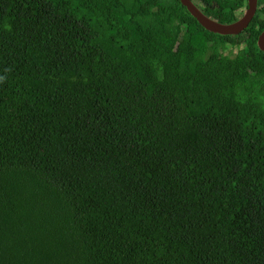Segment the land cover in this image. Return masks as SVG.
<instances>
[{"label": "trees", "instance_id": "16d2710c", "mask_svg": "<svg viewBox=\"0 0 264 264\" xmlns=\"http://www.w3.org/2000/svg\"><path fill=\"white\" fill-rule=\"evenodd\" d=\"M262 30L264 0L236 35L180 0H0V264H264Z\"/></svg>", "mask_w": 264, "mask_h": 264}, {"label": "water", "instance_id": "95a60500", "mask_svg": "<svg viewBox=\"0 0 264 264\" xmlns=\"http://www.w3.org/2000/svg\"><path fill=\"white\" fill-rule=\"evenodd\" d=\"M180 2L202 27L221 35H236L242 32L248 26L257 9V0H247V7L236 20L230 23H222L204 14L192 0H180ZM257 46L264 51V30L257 37Z\"/></svg>", "mask_w": 264, "mask_h": 264}, {"label": "rangeland", "instance_id": "374dc122", "mask_svg": "<svg viewBox=\"0 0 264 264\" xmlns=\"http://www.w3.org/2000/svg\"><path fill=\"white\" fill-rule=\"evenodd\" d=\"M238 15L240 16L241 14L238 13ZM237 51H238V48L233 46V47H228L227 49H225L224 53L234 55ZM38 183L41 184L43 182L41 180H39ZM38 183L35 182V184H38Z\"/></svg>", "mask_w": 264, "mask_h": 264}, {"label": "clouds", "instance_id": "9594fccd", "mask_svg": "<svg viewBox=\"0 0 264 264\" xmlns=\"http://www.w3.org/2000/svg\"><path fill=\"white\" fill-rule=\"evenodd\" d=\"M6 80V76H0V83H3Z\"/></svg>", "mask_w": 264, "mask_h": 264}, {"label": "flooded vegetation", "instance_id": "af4514ba", "mask_svg": "<svg viewBox=\"0 0 264 264\" xmlns=\"http://www.w3.org/2000/svg\"><path fill=\"white\" fill-rule=\"evenodd\" d=\"M244 9H245V8H244ZM243 11H244V10H243ZM242 13H243V12H242ZM242 13H241V14H242Z\"/></svg>", "mask_w": 264, "mask_h": 264}]
</instances>
